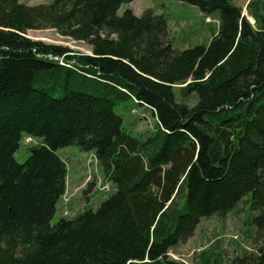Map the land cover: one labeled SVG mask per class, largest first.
<instances>
[{
	"label": "trees",
	"instance_id": "16d2710c",
	"mask_svg": "<svg viewBox=\"0 0 264 264\" xmlns=\"http://www.w3.org/2000/svg\"><path fill=\"white\" fill-rule=\"evenodd\" d=\"M130 1L0 0V264H184L169 251L244 196L264 235L263 0L245 4L254 24L235 0H180L217 20L207 44L182 50L163 14L119 15ZM42 28L91 53L25 35ZM136 106L151 130L116 112ZM23 133L39 142L18 162ZM65 146L92 152L115 189L51 224ZM252 261L264 264V245Z\"/></svg>",
	"mask_w": 264,
	"mask_h": 264
},
{
	"label": "rangeland",
	"instance_id": "374dc122",
	"mask_svg": "<svg viewBox=\"0 0 264 264\" xmlns=\"http://www.w3.org/2000/svg\"><path fill=\"white\" fill-rule=\"evenodd\" d=\"M49 1L20 0L26 5ZM247 1L235 0L242 6L243 14L254 24L253 18L247 14L245 8ZM127 8L136 15L146 9H151L155 14H163L167 21L166 37L173 47L179 50L197 44H207L217 28L214 15L206 17L196 5L180 0H131L123 3L117 13L121 15ZM25 35L34 40L67 47L74 52L91 53L87 43L64 36L55 28L27 30ZM192 98L189 97L187 101L190 102ZM136 107L137 109L130 113H127L126 109L116 107V112L123 117L125 125H130L133 133L151 130L153 115L142 107ZM38 142V139L23 133L19 147L14 152L15 159L23 162L30 153V147ZM58 154L66 166L65 189L56 203L51 224L61 217L73 218L85 208L96 209L115 189L113 184L103 178L99 162L92 152L81 151L75 146H65L58 149ZM249 206L250 202L247 196H244L225 217L203 218L190 237L178 242L169 251V256L184 264H202L205 260H209L207 264H216V259L219 264H231L234 258L247 254L243 264H253L252 256L256 254L258 247L264 245V235L257 233L254 226L249 224L253 214Z\"/></svg>",
	"mask_w": 264,
	"mask_h": 264
}]
</instances>
